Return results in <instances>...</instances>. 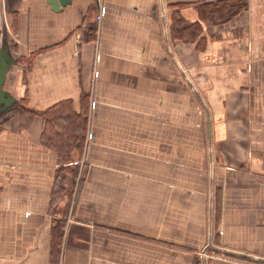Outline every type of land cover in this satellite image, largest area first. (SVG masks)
<instances>
[{
    "label": "crops",
    "instance_id": "1",
    "mask_svg": "<svg viewBox=\"0 0 264 264\" xmlns=\"http://www.w3.org/2000/svg\"><path fill=\"white\" fill-rule=\"evenodd\" d=\"M220 1L105 0L100 22L98 0L59 13L47 0H0L19 17L17 36L8 25L16 59L46 49L8 91L26 90L38 112L90 100L84 152L68 166L78 175L65 172L57 199L43 118L21 132L10 111L0 264H52L60 221V264H264V0L203 22L202 50L171 38L170 4L196 22L200 4Z\"/></svg>",
    "mask_w": 264,
    "mask_h": 264
},
{
    "label": "trees",
    "instance_id": "2",
    "mask_svg": "<svg viewBox=\"0 0 264 264\" xmlns=\"http://www.w3.org/2000/svg\"><path fill=\"white\" fill-rule=\"evenodd\" d=\"M186 5L183 3L170 4L171 14V38L174 41H180L187 44H195L200 50L203 49L202 25L203 22L222 23L234 17L242 11L246 5L242 0H224L213 4H200L198 14L200 19L196 22L186 20L181 12V8ZM9 27L12 33L17 36L19 33V17L17 13H12L9 17ZM95 30H97L95 28ZM12 51L18 50L17 43L13 41ZM41 49L36 52H29L18 59V64L23 67L21 81L26 85L27 74L31 71L36 56L42 52ZM85 104L81 112L74 109L73 103L65 101L56 104L45 112H38L29 105L28 94L25 92L18 98V117L21 132H30L39 117L45 122L44 131L41 135V142L48 149L54 151L59 158L61 169L54 188L53 196L57 199L59 193L66 192V185L69 179H66L65 172L71 171L78 175V167L70 168L74 163L75 156L84 152L87 127L89 123V105ZM10 117L0 121V132L10 125ZM65 180L61 179V176ZM62 176V177H63ZM220 210L217 207L216 220L219 223ZM66 224L60 221L52 231V264H60L63 238Z\"/></svg>",
    "mask_w": 264,
    "mask_h": 264
},
{
    "label": "water",
    "instance_id": "3",
    "mask_svg": "<svg viewBox=\"0 0 264 264\" xmlns=\"http://www.w3.org/2000/svg\"><path fill=\"white\" fill-rule=\"evenodd\" d=\"M47 2L52 6L54 12L59 13L61 8L71 4L72 0H47ZM17 65L18 61L14 56L8 38V28L2 27L0 22V119H3L10 111L18 109V98L5 88L10 73ZM216 250L225 252L219 248H216ZM242 256L249 258L246 255Z\"/></svg>",
    "mask_w": 264,
    "mask_h": 264
},
{
    "label": "rangeland",
    "instance_id": "4",
    "mask_svg": "<svg viewBox=\"0 0 264 264\" xmlns=\"http://www.w3.org/2000/svg\"><path fill=\"white\" fill-rule=\"evenodd\" d=\"M2 2H0V4H1ZM9 21H10V19H9V16L6 14V12L5 11H3L2 9L0 10V22H1V26L2 27H7L8 28V25H9ZM3 29V28H2ZM8 32H9V29H8ZM9 36V35H8ZM11 39H13V38H10L9 37V42H10V46L13 44V42H12V40ZM17 61H18V59H17ZM19 64H18V66H16L15 68H14V70L10 73V75H9V78H8V83H7V85H6V90L8 91V88H9V86L13 83V81H14V79H16V77H17V75H19L20 74V70H21V68H23V67H20V69H19ZM22 74V73H21ZM19 81V80H18ZM21 81V80H20ZM22 82V81H21ZM12 114V112H9V114L7 115V116H5V118H8V117H10L11 118V115ZM4 118V117H3ZM3 120V119H2ZM68 189V188H67ZM72 191H73V189H72Z\"/></svg>",
    "mask_w": 264,
    "mask_h": 264
},
{
    "label": "built area",
    "instance_id": "5",
    "mask_svg": "<svg viewBox=\"0 0 264 264\" xmlns=\"http://www.w3.org/2000/svg\"><path fill=\"white\" fill-rule=\"evenodd\" d=\"M98 5H99V15L97 17L98 21H102L103 19V14L105 11V0H98ZM221 234H223V232L221 231Z\"/></svg>",
    "mask_w": 264,
    "mask_h": 264
},
{
    "label": "bare ground",
    "instance_id": "6",
    "mask_svg": "<svg viewBox=\"0 0 264 264\" xmlns=\"http://www.w3.org/2000/svg\"><path fill=\"white\" fill-rule=\"evenodd\" d=\"M7 83H8V79H7ZM7 85V84H6ZM6 88V87H5Z\"/></svg>",
    "mask_w": 264,
    "mask_h": 264
}]
</instances>
